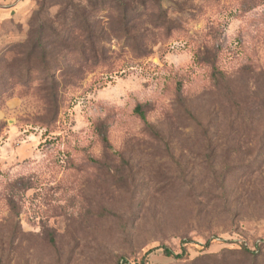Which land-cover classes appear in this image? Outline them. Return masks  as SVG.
Listing matches in <instances>:
<instances>
[{"label": "rangeland", "instance_id": "1", "mask_svg": "<svg viewBox=\"0 0 264 264\" xmlns=\"http://www.w3.org/2000/svg\"><path fill=\"white\" fill-rule=\"evenodd\" d=\"M67 1L0 0V64ZM131 1L128 36L51 67L54 123L38 79L0 92V264H264V0Z\"/></svg>", "mask_w": 264, "mask_h": 264}, {"label": "trees", "instance_id": "2", "mask_svg": "<svg viewBox=\"0 0 264 264\" xmlns=\"http://www.w3.org/2000/svg\"><path fill=\"white\" fill-rule=\"evenodd\" d=\"M105 3L99 4L97 8L87 9L76 4L73 0H68L62 15L58 16L63 20L60 29L52 25L39 28L36 34L30 40L31 44L27 50L22 51L17 48L18 54L22 56L14 57L10 61L0 64V92L6 89L11 82L22 81L29 84L36 79L40 81L37 88L38 94L45 102L44 111L47 114L46 124H52L57 120L58 110L61 104L60 91L58 89L60 82L56 79V73L51 68L60 67V57L64 55L63 50L78 52L79 57L86 56L85 53L90 51L95 60L99 59L100 50L106 49L108 39L111 37H126L129 35V23L133 19V10L135 6L131 0H103ZM108 1V2H107ZM107 3V5H106ZM106 5V6H105ZM110 10L108 17L110 23L104 26L101 23V17L96 13L99 10ZM50 30V32H49ZM75 31V34H73ZM54 38V40H50ZM73 39V41H70ZM23 52V53H22ZM212 67H215L213 64ZM45 74L38 76L40 72ZM139 112L143 115L141 107L138 106ZM103 139L107 141L106 134ZM259 246V245H258ZM236 253L247 264H259V257L255 250H250L245 245L236 248ZM165 255L179 258L182 253L175 254L169 248L164 249ZM145 264V263H141Z\"/></svg>", "mask_w": 264, "mask_h": 264}]
</instances>
